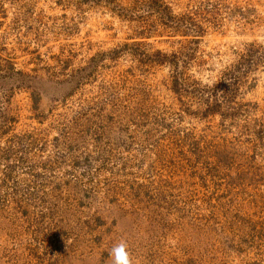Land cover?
Returning <instances> with one entry per match:
<instances>
[{"label": "rangeland", "instance_id": "374dc122", "mask_svg": "<svg viewBox=\"0 0 264 264\" xmlns=\"http://www.w3.org/2000/svg\"><path fill=\"white\" fill-rule=\"evenodd\" d=\"M122 241L264 264V0H0V264Z\"/></svg>", "mask_w": 264, "mask_h": 264}, {"label": "clouds", "instance_id": "9594fccd", "mask_svg": "<svg viewBox=\"0 0 264 264\" xmlns=\"http://www.w3.org/2000/svg\"><path fill=\"white\" fill-rule=\"evenodd\" d=\"M193 72H195L194 69ZM208 75L209 74L200 76L199 79H201L203 83L211 85L212 81L208 79ZM109 259L112 260V264H132L127 245L123 241L112 247L109 253Z\"/></svg>", "mask_w": 264, "mask_h": 264}]
</instances>
